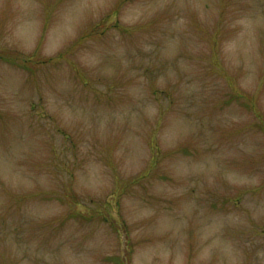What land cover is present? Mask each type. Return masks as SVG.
<instances>
[{"label": "rangeland", "instance_id": "rangeland-1", "mask_svg": "<svg viewBox=\"0 0 264 264\" xmlns=\"http://www.w3.org/2000/svg\"><path fill=\"white\" fill-rule=\"evenodd\" d=\"M0 55V264H264V0H0Z\"/></svg>", "mask_w": 264, "mask_h": 264}, {"label": "trees", "instance_id": "trees-1", "mask_svg": "<svg viewBox=\"0 0 264 264\" xmlns=\"http://www.w3.org/2000/svg\"><path fill=\"white\" fill-rule=\"evenodd\" d=\"M101 24H103V23H101ZM112 26H113V28H114V26H115V24L114 23H112V24H110V25H105V30L104 31H101V30H99L98 31V33L99 34H101V35H105L106 34V32L110 29V28H112ZM116 28H118L123 34H128V31L126 30V25H122V24H116ZM130 30H131V28H130ZM129 30V31H130ZM17 58V57H16ZM16 58L14 59V57H12V58H10L9 57V59H7L6 58V56H4V55H0V59L1 60H5V61H8V62H10V64L11 65H16V66H20V67H22V68H24V69H27V70H30L29 69V65H31V64H24V63H22L21 61H18V60H16ZM156 94V96H157V93H155ZM157 161L155 160V163H156ZM54 195H56L57 197H60V195L59 194H52V195H50V196H48L49 198H51V197H53ZM70 213H72V214H75V213H78V214H76V216H78V217H80V218H82V219H85V220H89V216L88 215H85L84 213H82V212H79V211H71V212H69L68 214H70ZM113 259V261L116 263V264H125V261H123L121 258H118V257H113L112 258Z\"/></svg>", "mask_w": 264, "mask_h": 264}]
</instances>
